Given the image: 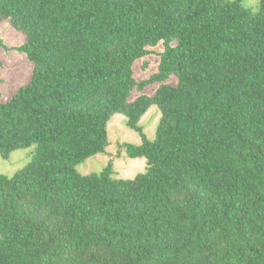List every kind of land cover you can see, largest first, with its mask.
Listing matches in <instances>:
<instances>
[{
	"label": "trees",
	"instance_id": "trees-1",
	"mask_svg": "<svg viewBox=\"0 0 264 264\" xmlns=\"http://www.w3.org/2000/svg\"><path fill=\"white\" fill-rule=\"evenodd\" d=\"M4 20L32 71L0 100V156L33 149L0 173V264H264V0H0ZM115 113L143 170L78 172Z\"/></svg>",
	"mask_w": 264,
	"mask_h": 264
},
{
	"label": "rangeland",
	"instance_id": "rangeland-1",
	"mask_svg": "<svg viewBox=\"0 0 264 264\" xmlns=\"http://www.w3.org/2000/svg\"><path fill=\"white\" fill-rule=\"evenodd\" d=\"M244 5L252 10L258 8L259 0H242ZM24 36L21 32L8 26L7 21L0 22V100L9 97L18 87L26 82L32 71V63L21 51ZM162 45L151 48V53L137 60L133 65L137 79L146 78L156 71L157 53ZM165 82L174 84V76ZM158 83L145 86L141 92L132 91L131 97L139 93L152 94ZM159 113L155 105L150 106L148 111L140 119L143 131L149 139L154 137L155 127ZM109 144L105 153H96L80 162L76 169L80 173H88L100 170L108 160H112L114 174L118 177H132L135 173L143 170L142 157H127L117 147L122 142L139 143L138 134L124 124V117L118 113L111 115L107 124ZM33 145L24 149L14 150L7 159L0 156V173L12 175L21 168L29 159Z\"/></svg>",
	"mask_w": 264,
	"mask_h": 264
}]
</instances>
